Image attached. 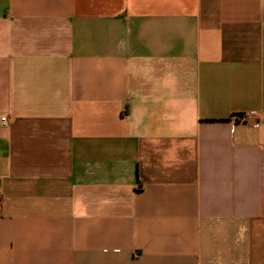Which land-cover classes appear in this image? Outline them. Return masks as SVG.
I'll return each instance as SVG.
<instances>
[{"label": "crops", "instance_id": "crops-1", "mask_svg": "<svg viewBox=\"0 0 264 264\" xmlns=\"http://www.w3.org/2000/svg\"><path fill=\"white\" fill-rule=\"evenodd\" d=\"M0 264H264V0H0Z\"/></svg>", "mask_w": 264, "mask_h": 264}, {"label": "built area", "instance_id": "built-area-1", "mask_svg": "<svg viewBox=\"0 0 264 264\" xmlns=\"http://www.w3.org/2000/svg\"><path fill=\"white\" fill-rule=\"evenodd\" d=\"M239 117H240V119H241L242 121H246V120L248 119V114H247V115H246V114H241ZM3 119H5V118H3ZM253 125H254L255 127L259 126V121L255 122Z\"/></svg>", "mask_w": 264, "mask_h": 264}]
</instances>
